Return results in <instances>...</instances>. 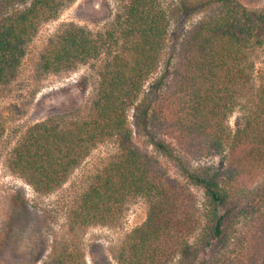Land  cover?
<instances>
[{
  "label": "trees",
  "instance_id": "obj_1",
  "mask_svg": "<svg viewBox=\"0 0 264 264\" xmlns=\"http://www.w3.org/2000/svg\"><path fill=\"white\" fill-rule=\"evenodd\" d=\"M73 1L0 0V97L39 26ZM121 1L105 34L66 24L40 54L43 73L100 62L87 114L51 112L8 159L46 195L99 143L117 141V153L69 210L70 240L56 239L43 264H87L81 232L113 224L137 197L148 201V216L128 233L121 264H197L210 252L220 254L218 264H264V73L255 87L251 57L264 49V9L241 0ZM237 98L247 99L246 114L232 128ZM132 108L145 147L135 142ZM212 154H223L221 165L192 163ZM192 186L203 191L202 204ZM235 233L245 238L235 241Z\"/></svg>",
  "mask_w": 264,
  "mask_h": 264
},
{
  "label": "rangeland",
  "instance_id": "obj_2",
  "mask_svg": "<svg viewBox=\"0 0 264 264\" xmlns=\"http://www.w3.org/2000/svg\"><path fill=\"white\" fill-rule=\"evenodd\" d=\"M241 1L252 10L264 9V0ZM121 4V0H74L65 6L56 18L39 26L34 38L26 45L16 76L1 89L0 122L4 134L0 139V264H43L56 239L70 240L68 215L74 200L118 151L115 140L99 143L60 188L46 195L37 193L8 164L13 147L31 125L46 119L51 112L63 109L85 115L93 103L100 62L80 65L73 71L43 73L38 63L50 38L70 23L81 25L94 35H103L112 27ZM251 57L255 87H259L264 73V49L257 48ZM148 86L147 83L146 89ZM246 102V98H237L229 118L232 128L246 114ZM134 114L132 108L129 111L130 127L135 142L145 147L148 142L140 134ZM222 157L223 154H212L192 163L215 167L221 165ZM162 158L170 172L179 175L175 164ZM192 188L202 204L203 191L196 186ZM148 211L149 204L144 197L131 198L113 224L90 225L82 231L79 240L87 264H121L119 255L128 233L145 222ZM8 226L12 229L11 237ZM233 238L236 241L245 236L235 233ZM35 249H45L40 260L34 259ZM218 256L220 254L216 252L200 255L197 264H218Z\"/></svg>",
  "mask_w": 264,
  "mask_h": 264
}]
</instances>
